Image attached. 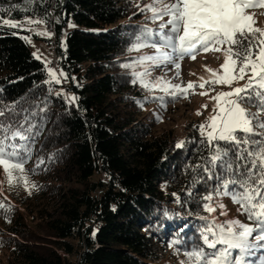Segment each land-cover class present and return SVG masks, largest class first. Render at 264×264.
I'll return each instance as SVG.
<instances>
[{"label":"trees","instance_id":"16d2710c","mask_svg":"<svg viewBox=\"0 0 264 264\" xmlns=\"http://www.w3.org/2000/svg\"><path fill=\"white\" fill-rule=\"evenodd\" d=\"M149 3L0 0V108L15 105V120L27 115L35 126L24 166L29 187L15 179L0 189V252L8 264H193L184 253L203 247L208 221L200 217L230 220L218 207L211 214L203 207L219 187L217 174L229 177L209 163L212 149L201 142L199 124L186 123L182 147L174 128L158 130L163 110L171 112L181 96L142 87L134 75L138 55L129 49L157 25L140 11ZM28 16L54 25L57 60L68 77L60 84L45 83L46 64L21 26L3 24L20 25ZM69 21L75 27L62 47ZM65 89L78 99L69 103ZM255 103L243 105L256 112ZM221 200L233 203L221 196L212 206ZM241 218L255 226L242 212ZM262 257L257 248L246 259L260 264Z\"/></svg>","mask_w":264,"mask_h":264},{"label":"snow or ice","instance_id":"6c2138e0","mask_svg":"<svg viewBox=\"0 0 264 264\" xmlns=\"http://www.w3.org/2000/svg\"><path fill=\"white\" fill-rule=\"evenodd\" d=\"M257 6H264V0H174L173 3L152 0L140 8V11L150 12L149 19L153 21L163 20L165 16L168 19L160 23L159 33L145 29L136 37L137 43L129 49L139 51L142 47L152 46L156 48V53L141 56L138 61L140 64L146 61L155 66L173 63L177 69L180 67L176 62L177 57L183 59L190 56L195 59L196 53L200 51H223V74L218 79L211 77H217L219 70L206 68L211 74L208 80L200 77L198 84L189 81L186 87L170 85L171 91L162 89L173 99L179 95H187L196 86L203 88L205 84L217 83L231 86L233 80L244 79L247 75V83L243 87L211 97L216 102L214 114L198 128L205 137L201 142L207 143L212 149L209 163L222 168L229 177L224 179L217 174L219 187L214 195L208 194L203 198L205 211L211 214L216 212L217 207L224 209L223 203L213 207L212 202L215 197L229 196L233 203L240 206L239 211L255 226L244 224L238 219L219 223L214 217L209 219L201 216L200 219L208 221L200 233L203 247H194L184 253L193 264H255L246 257L251 256L257 248L264 251V131L254 130L253 126L255 125V129L264 130V29L253 27L256 21L253 15L246 13L248 8ZM40 22L42 21H28L30 24ZM3 24L20 27L8 19L3 20ZM36 34L50 35L46 32ZM157 35L160 38L159 46L157 43L149 45L143 42L152 40ZM165 48L170 51L163 50ZM48 63L50 61L45 66L49 80L45 83L60 84L61 78L67 80V74L63 70L57 75L54 69L47 67ZM134 75L138 77L141 86L149 90L162 82V78H157L156 84L145 83L144 78L150 75L147 68L143 73ZM132 82L135 84L138 81ZM200 94L207 95L206 92ZM221 98H224L223 101ZM66 99L71 103L78 98L72 96ZM158 99L162 100L163 97ZM254 100L258 109L256 112L241 106L244 102L252 103ZM140 106L143 107V104ZM203 107L207 108V105ZM200 114L202 113L198 111L197 115ZM18 115L15 105L0 108V165L9 177V184L12 183L13 172L16 171L20 173L16 179L23 180L28 186L24 166L31 159L30 133L35 126L28 123L27 115L23 121H16L15 117ZM26 123L27 128L24 126ZM222 143L224 147L221 146ZM182 146L183 141L177 144V147ZM44 163L43 159L38 160L30 171L35 173ZM204 171L208 173L209 179L213 178L208 168ZM31 187L37 186L31 184ZM0 208H3L2 204ZM221 214L226 215V212ZM177 243L179 241L172 242L173 245ZM260 264H264V258H260Z\"/></svg>","mask_w":264,"mask_h":264},{"label":"rangeland","instance_id":"374dc122","mask_svg":"<svg viewBox=\"0 0 264 264\" xmlns=\"http://www.w3.org/2000/svg\"><path fill=\"white\" fill-rule=\"evenodd\" d=\"M151 2L152 0H150V3ZM165 2L173 3L174 0H165ZM246 13L248 15H253V18L256 21L253 27L264 29V6L250 7L246 10ZM167 19L168 17L165 16L163 20H156L157 25L156 29L153 32L159 33L160 23L166 21ZM29 20L42 22L30 24L28 23ZM70 24L72 25L71 27L69 26ZM20 26L25 31L22 35L23 37L28 38L26 41L29 43L33 54L35 53V56L39 57L38 59L42 60L45 64L46 62L50 61V63L47 64V67L54 69L57 75H59L61 71L59 69V66H53L55 61L58 62L56 55L58 45H56V41L53 42L51 40L53 34L48 30V26L45 20L35 16H28L22 22H20ZM73 27H75L74 24L69 21L66 26V30L61 37L60 44L62 45V47H65L66 45V31L72 29ZM42 32L49 33L50 35L36 34ZM165 32H167V29H165ZM159 39L160 38L157 35L154 36L152 40L144 43L149 45H151L152 43H157L159 46ZM163 50L170 51V49L166 48ZM133 51L138 55L136 63V73H143L147 68V71L150 73V75L144 78V82L149 84H156L157 78H162V82L157 86L162 89H171L170 85H180L181 87H186L189 81L198 84L200 77H204L206 80H208L211 74L206 71V68L219 70L218 76L211 77L212 79H218L219 76L223 74V69H221V65L224 63L225 59L223 51H200L196 53L195 59H192L190 56H185L183 59H179L177 57L176 62L180 65L179 69H177L175 67V64L173 63H165L160 66H155L146 61L144 64H140L138 61L141 56L153 55L156 53V48L152 46L142 47L139 49V51ZM52 62L53 65L51 66L50 64ZM250 74L251 73H248V75ZM246 83L247 75L244 79L233 80L231 86L217 83L205 84V87L203 88L196 86L194 89H190L187 95H180L181 99L178 100L177 104L175 105L176 107H174L171 112L168 109L163 110L162 118L164 120L160 123L158 130L161 131L162 129L174 128L178 137V143L181 142L183 139V129L189 120H195L196 123L200 125L206 123L209 117L214 114L213 108L216 102L212 100L211 97L216 96L220 92H230L234 88L243 87ZM201 92H206L207 95H201ZM65 94L66 97L73 96V93L71 91H67L66 89ZM223 99L224 98H221L222 101ZM203 105H207V108H204ZM241 106L248 110V108H246L243 103ZM198 111L202 114L197 115ZM18 175L19 174L13 173L12 182L16 179V177H18ZM9 187V177L5 173L3 166L0 165V189H8ZM220 202L225 205V208L220 210L226 212V215L229 216L230 220L238 219L243 223V220L241 218V211H239V208L235 206L234 203L226 204L222 200ZM36 224H38V222L33 225ZM6 256L7 254L5 255L3 251L0 252V264H8Z\"/></svg>","mask_w":264,"mask_h":264},{"label":"built area","instance_id":"2783aa9c","mask_svg":"<svg viewBox=\"0 0 264 264\" xmlns=\"http://www.w3.org/2000/svg\"><path fill=\"white\" fill-rule=\"evenodd\" d=\"M52 2L55 3V0H52ZM47 26H48V30L53 33V41L55 42L57 36H56L55 29H54V25H53L51 20L47 23ZM50 65L52 66L53 62ZM56 65H58V64L55 61L53 66H56Z\"/></svg>","mask_w":264,"mask_h":264},{"label":"clouds","instance_id":"9594fccd","mask_svg":"<svg viewBox=\"0 0 264 264\" xmlns=\"http://www.w3.org/2000/svg\"><path fill=\"white\" fill-rule=\"evenodd\" d=\"M53 34V33H52ZM52 41H53V35H52V39H51ZM54 42V41H53Z\"/></svg>","mask_w":264,"mask_h":264}]
</instances>
